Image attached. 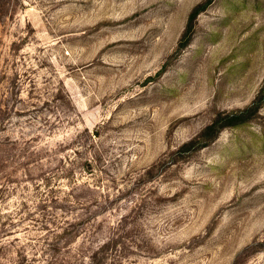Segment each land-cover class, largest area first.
Listing matches in <instances>:
<instances>
[{
  "label": "rangeland",
  "instance_id": "obj_1",
  "mask_svg": "<svg viewBox=\"0 0 264 264\" xmlns=\"http://www.w3.org/2000/svg\"><path fill=\"white\" fill-rule=\"evenodd\" d=\"M201 1L0 0V264H264V104L175 153L264 84V0L158 76Z\"/></svg>",
  "mask_w": 264,
  "mask_h": 264
},
{
  "label": "trees",
  "instance_id": "obj_2",
  "mask_svg": "<svg viewBox=\"0 0 264 264\" xmlns=\"http://www.w3.org/2000/svg\"><path fill=\"white\" fill-rule=\"evenodd\" d=\"M212 1L213 0H203L192 8L188 17L185 30L183 31L179 39L177 48L166 61L163 68L158 72V76L163 74L167 67L174 60H176L181 54V52L185 49V47L190 44L193 39V35L195 32V24L199 14L203 12L212 3ZM263 104L264 84L260 88L253 102L248 107H246L245 109L234 110L229 113H218L211 123L206 125L194 137L184 142L175 151V153L179 154L180 156L187 153L188 155H191L192 153L203 149L204 147L214 142L225 128L233 126H242L255 119L258 116ZM86 164L89 168L91 167L89 163ZM149 172H152V170H150ZM66 232L67 230L64 229V233ZM107 246L108 244L104 243L96 251H94L90 256L91 262L89 264H106L109 259Z\"/></svg>",
  "mask_w": 264,
  "mask_h": 264
}]
</instances>
